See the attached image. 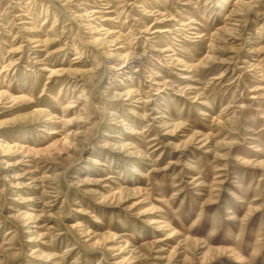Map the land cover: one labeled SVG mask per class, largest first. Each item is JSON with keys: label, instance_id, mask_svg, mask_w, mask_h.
<instances>
[{"label": "rangeland", "instance_id": "obj_1", "mask_svg": "<svg viewBox=\"0 0 264 264\" xmlns=\"http://www.w3.org/2000/svg\"><path fill=\"white\" fill-rule=\"evenodd\" d=\"M0 264H264V0H0Z\"/></svg>", "mask_w": 264, "mask_h": 264}]
</instances>
